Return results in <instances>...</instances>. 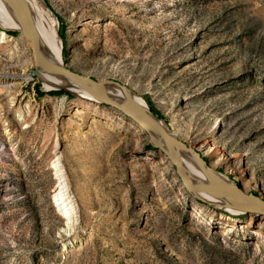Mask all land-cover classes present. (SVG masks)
Segmentation results:
<instances>
[{
    "label": "rangeland",
    "instance_id": "1",
    "mask_svg": "<svg viewBox=\"0 0 264 264\" xmlns=\"http://www.w3.org/2000/svg\"><path fill=\"white\" fill-rule=\"evenodd\" d=\"M42 1L65 25L61 40L57 20L69 69L149 97L194 155L264 200V0ZM9 36L0 264H264V214L190 195L144 127L48 88L32 74L29 41ZM54 148L70 225L52 200Z\"/></svg>",
    "mask_w": 264,
    "mask_h": 264
},
{
    "label": "bare ground",
    "instance_id": "2",
    "mask_svg": "<svg viewBox=\"0 0 264 264\" xmlns=\"http://www.w3.org/2000/svg\"><path fill=\"white\" fill-rule=\"evenodd\" d=\"M12 3L14 4L15 12L17 13V15H19V17L23 19L31 27V29H33L40 35L41 39L43 40L49 51L63 64H65L62 56V42L57 36V19L49 11L43 1L13 0ZM45 10H48L49 14H45ZM0 27L2 28V30L0 31V44L2 46L3 44L7 43L12 39V37L5 33L3 29L11 30L14 29V26L9 17L7 16L5 10L3 9L1 3ZM34 63L36 67V65L39 63V59L37 57H34ZM38 74L44 79L57 81L77 92H85V87L81 82L74 80L69 76L61 74L44 59L43 61H41ZM46 86L50 88L48 85ZM89 88L99 94H102L107 98L116 101L117 103L130 109L133 113L141 117L147 119L154 118L149 111V107L146 101L142 97L134 94L132 91L124 87H121L120 85L116 84V82L114 83L108 81H95V83H89ZM159 120L161 124L165 125L173 133L172 129L170 128L165 119L159 118ZM146 130L150 135L152 144L156 147H159L170 157L171 155L164 135L148 128H146ZM173 135L179 140L175 133H173ZM57 152V149L54 148L52 152L54 156L49 163V168L52 172L54 179V191L52 200L57 214L63 217L64 220H66L67 224L70 225L71 223H73V221H71L73 215L69 205L71 198V190L69 189L67 177L65 175L63 167L60 164ZM181 155L182 169L187 176L195 178L197 180L234 188V183L233 186H231L226 176L219 174L215 171L214 168L207 169L203 167L198 161L197 157L186 146L182 149ZM195 196L212 206L224 208V210H227L232 213L256 212L264 214V212L254 207L226 200H221L211 195L200 194Z\"/></svg>",
    "mask_w": 264,
    "mask_h": 264
},
{
    "label": "water",
    "instance_id": "3",
    "mask_svg": "<svg viewBox=\"0 0 264 264\" xmlns=\"http://www.w3.org/2000/svg\"><path fill=\"white\" fill-rule=\"evenodd\" d=\"M12 2L13 0H0L3 9L5 10L7 16L9 17V19L11 20L14 26V29L11 30L3 29V30L5 32L6 31L17 32L23 37H25L27 41H29L34 51L35 57L39 59V63L36 65L32 73L33 76H35V78L42 81V83L48 85L52 89L65 91L69 95L80 99L92 101L101 105L111 106L121 111L123 114L131 118L134 122L141 125L145 129L148 128L163 134L168 144L169 152L171 155L170 158L175 167L176 174L190 195L195 196L200 194H207L221 200L248 205L264 212V200H262L260 197H258L253 193H246L241 187L240 188L237 187L234 182H233L234 188H230L220 184L209 183L187 176L183 172L182 162H181V156H182L181 151L183 148H185V146L173 135V133L165 125L161 124L159 118L156 115H154L150 111V109L149 111L151 115L154 117L153 119H147L141 117L133 113L130 109L117 103L116 101L107 98L102 94H99L93 91L91 88H89V83H93V82L95 83V81H93L91 78L84 77L83 75L69 69L59 59H57L46 47L40 35L37 32H35L33 29H31V27L23 19H21L19 15H17V13L15 12L14 4ZM43 59L46 60L52 67L58 70L61 74L65 76H69L72 79L81 82L85 87V92L84 93L77 92L57 81L47 80L44 79L42 76H40L38 72H39V67L41 65V61H43ZM120 86L123 87L122 85ZM195 156L197 157L198 161L201 163L203 167L207 169L210 168L207 162H205L198 154H195Z\"/></svg>",
    "mask_w": 264,
    "mask_h": 264
},
{
    "label": "trees",
    "instance_id": "4",
    "mask_svg": "<svg viewBox=\"0 0 264 264\" xmlns=\"http://www.w3.org/2000/svg\"><path fill=\"white\" fill-rule=\"evenodd\" d=\"M44 2H46V4L48 3L47 0H44ZM56 18H57V20L59 21V26H60V29H59V38H61V40H63V39H64V29H65V25H64V23H63L62 18H60L58 15H56ZM6 33L9 34V35H14L16 32H13V31H6ZM62 50H63V49H62ZM38 87H39V85L37 86V90H38ZM38 92H40V91H38ZM54 92H56V93H60V94H66V95H69L68 93H66L65 91H62V90H58V91H54ZM38 94H39V95H43V93H38ZM143 99L146 101V103H147V105H148L150 111H151L154 115H156L158 118H163V117H161V116L158 114L157 110L153 107V104H152V102H151V100H150L149 97L145 96V97H143ZM203 160L206 162L205 159H203ZM228 178L231 179L230 176H228ZM236 185H237V187L240 188V184L237 183ZM253 194H255V193L253 192ZM255 195H256V194H255Z\"/></svg>",
    "mask_w": 264,
    "mask_h": 264
}]
</instances>
